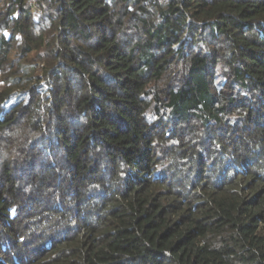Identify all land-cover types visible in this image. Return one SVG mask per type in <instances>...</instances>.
Segmentation results:
<instances>
[{
  "label": "trees",
  "instance_id": "1",
  "mask_svg": "<svg viewBox=\"0 0 264 264\" xmlns=\"http://www.w3.org/2000/svg\"><path fill=\"white\" fill-rule=\"evenodd\" d=\"M0 264H264V0H0Z\"/></svg>",
  "mask_w": 264,
  "mask_h": 264
},
{
  "label": "rangeland",
  "instance_id": "2",
  "mask_svg": "<svg viewBox=\"0 0 264 264\" xmlns=\"http://www.w3.org/2000/svg\"><path fill=\"white\" fill-rule=\"evenodd\" d=\"M34 7H35V11H36L35 13L40 14V13H39L40 11L37 9V7H36V6H34Z\"/></svg>",
  "mask_w": 264,
  "mask_h": 264
}]
</instances>
